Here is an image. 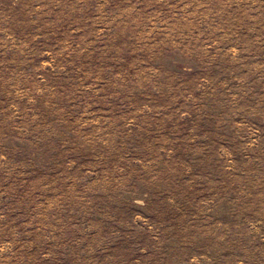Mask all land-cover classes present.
Wrapping results in <instances>:
<instances>
[{
	"label": "rangeland",
	"instance_id": "1",
	"mask_svg": "<svg viewBox=\"0 0 264 264\" xmlns=\"http://www.w3.org/2000/svg\"><path fill=\"white\" fill-rule=\"evenodd\" d=\"M0 264H264V0H0Z\"/></svg>",
	"mask_w": 264,
	"mask_h": 264
}]
</instances>
